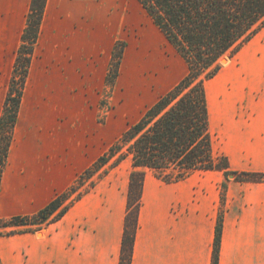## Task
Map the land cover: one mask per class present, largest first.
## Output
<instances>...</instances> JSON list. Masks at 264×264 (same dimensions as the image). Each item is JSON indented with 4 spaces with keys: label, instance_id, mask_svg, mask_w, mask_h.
<instances>
[{
    "label": "crops",
    "instance_id": "crops-1",
    "mask_svg": "<svg viewBox=\"0 0 264 264\" xmlns=\"http://www.w3.org/2000/svg\"><path fill=\"white\" fill-rule=\"evenodd\" d=\"M75 3L47 1L35 52L45 32L48 39L51 33L61 35L57 38L68 33L63 21L70 20ZM21 43L22 36L18 49ZM224 65L206 82L214 155L227 159L228 172L264 174V28ZM34 67L32 60L14 131L20 142L31 132L32 149L25 155L11 146L0 187V219L38 213L73 181L70 175L55 180L46 160L53 148L48 133L32 131L30 121L28 127L20 125ZM49 74L64 81L69 66ZM132 171L131 160H125L43 231L0 236V264H120ZM221 213L218 264H264V182L211 170L167 183L149 172L132 264H214Z\"/></svg>",
    "mask_w": 264,
    "mask_h": 264
},
{
    "label": "trees",
    "instance_id": "trees-1",
    "mask_svg": "<svg viewBox=\"0 0 264 264\" xmlns=\"http://www.w3.org/2000/svg\"><path fill=\"white\" fill-rule=\"evenodd\" d=\"M47 1H31L0 118V187ZM138 1L184 61L186 75L148 108L66 192L32 216L0 220V236L36 232L61 220L76 199L68 201L87 181L97 174L107 175L130 159L133 171L120 264H132L142 192L149 172L167 183L180 182L195 172L211 170H225L227 175H234L240 181L264 182V174L228 172L227 159L214 155L206 92V82L217 75L221 61L226 57L233 58L264 28V0ZM124 48L123 44L114 47L107 78L109 84L119 76ZM91 182L92 189L95 184ZM82 196L79 194L77 199ZM224 199L223 195L222 202ZM7 229L11 231L2 233ZM222 229L221 213L216 230L214 264H218Z\"/></svg>",
    "mask_w": 264,
    "mask_h": 264
},
{
    "label": "rangeland",
    "instance_id": "rangeland-1",
    "mask_svg": "<svg viewBox=\"0 0 264 264\" xmlns=\"http://www.w3.org/2000/svg\"><path fill=\"white\" fill-rule=\"evenodd\" d=\"M31 1L0 0V115ZM71 1H76L70 9L71 18L63 21L68 33L61 38L51 33L48 39L49 31L45 32L34 52L35 70L20 123L23 128L25 123L27 127L32 124V131L48 133L49 147L53 144L46 158L48 166L53 165L57 181L71 176L68 189L187 73L184 61L138 0ZM79 12L81 20L77 18ZM117 44H123L125 50L119 76L109 84L107 78ZM232 59L224 58L221 69ZM57 65L63 69L69 66L70 76L64 81L57 76L52 80L48 75ZM42 72L46 73L44 78H40ZM30 134L24 133L21 142L14 137L12 143L25 155L32 149ZM99 175L91 180L95 185L105 176ZM91 181L68 203L88 192Z\"/></svg>",
    "mask_w": 264,
    "mask_h": 264
}]
</instances>
